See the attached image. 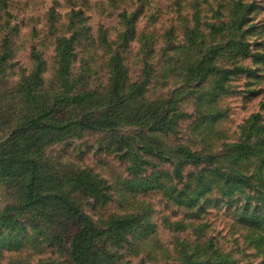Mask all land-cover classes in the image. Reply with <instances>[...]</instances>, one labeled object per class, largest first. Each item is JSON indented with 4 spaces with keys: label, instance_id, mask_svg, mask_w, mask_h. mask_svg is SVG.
Returning a JSON list of instances; mask_svg holds the SVG:
<instances>
[{
    "label": "rangeland",
    "instance_id": "1",
    "mask_svg": "<svg viewBox=\"0 0 264 264\" xmlns=\"http://www.w3.org/2000/svg\"><path fill=\"white\" fill-rule=\"evenodd\" d=\"M237 13L244 14L246 24L242 31L239 26L229 31L224 24L229 25ZM69 39L68 73L80 81L79 86H66L67 94L72 92L69 97L82 87L93 94L88 102L104 98L110 59L119 52L129 83L149 73L138 101L155 103L173 97L179 116L167 130L155 134L151 125L143 129L122 125L113 131L71 125L84 114V106L68 101L53 106L65 89L57 77V47ZM241 40L249 44L246 54L253 57L240 54ZM3 53L9 59L2 70L0 94L13 93L15 98L0 129V155L32 154L54 176L47 185L62 191L97 226L111 217L139 213L140 223L112 247L121 262L180 264L190 255L204 264H222V260L264 264V165L259 154L241 159L236 151L243 141L252 147L264 145V57L257 59L264 55V0H0ZM208 59L214 72L229 69L230 74L234 65L244 69L224 82L225 95L217 101L209 98V89L217 85L219 76L228 75L226 71L209 74L204 88L187 78L195 75L200 60ZM25 78L29 79L25 93L34 94L16 95L25 87ZM41 104L51 112L54 128L38 129L26 142L24 123L29 117L23 115ZM155 135L158 145L152 146L157 154L172 157L177 147L214 153L222 175L237 171L248 179L247 185L227 183L217 169L193 163L183 167L181 184L171 181L174 165L146 148ZM121 136L134 137L137 144L117 146L115 140ZM234 159L238 161L232 168ZM81 171L97 176L99 189H106L108 195L105 203L102 196L92 197L66 180ZM192 173L201 177V183L212 181L211 191L199 194L200 185L188 177ZM4 181L0 178V212L17 201L12 184L4 186ZM154 184L166 186L165 190H156ZM171 184L176 189L173 197L198 200L177 204L163 194L171 192ZM185 184H192L191 197L184 192ZM2 231L6 237L4 244L0 238V264H72L56 247L26 243L21 252L9 250L8 235L14 241L16 234Z\"/></svg>",
    "mask_w": 264,
    "mask_h": 264
},
{
    "label": "trees",
    "instance_id": "2",
    "mask_svg": "<svg viewBox=\"0 0 264 264\" xmlns=\"http://www.w3.org/2000/svg\"><path fill=\"white\" fill-rule=\"evenodd\" d=\"M232 24V26H231ZM246 24L244 14H238L231 19L228 24H224L225 28L229 31L239 26V31H242L243 26ZM222 25V24H221ZM224 28V29H225ZM72 40H63L58 45L57 50L60 52L58 58L59 76L61 86L64 89L61 97H55L53 106L62 104L64 101H68L70 104L76 103V105H82L86 109L84 114L80 116L79 121L75 124L77 127L88 129L92 131H113L117 128L123 127L122 125L138 126L140 128H146L151 125L154 130H151L154 134L163 131L164 128H169L173 118L179 116V110L176 107V102L173 101V97H167L161 102L155 101V103H142L138 101L137 95L141 93L144 87L148 84L149 73H144L141 79L132 80L129 83V79L126 77L125 70L120 66L121 57L117 53V56H112L110 59V71L109 76L106 78V82L103 85V89H106V96L104 98H94L91 102L87 99L92 98V93L88 94L81 89L77 90V93L73 97H69L66 86H79L80 81L77 78H73L68 72L69 57L71 51ZM7 48V42L4 41V45ZM249 44L245 41H239L238 50L240 54L243 52L244 58L253 57V55H247L246 50L249 48ZM250 54V53H249ZM242 55V54H241ZM264 55H258V61H261ZM9 57L6 53L0 55V79H2V70L7 64ZM213 62L208 60H200L197 63V71L195 75L188 76L189 80H194L196 87H203V80L212 74V77L220 73L222 69L214 72ZM212 70L213 72H208ZM229 70V69H228ZM226 71L228 75L219 76L216 79L217 85L209 89L210 99L217 101L225 95L224 82L230 80L232 76H238L244 69L240 66L234 65L233 69ZM33 78L36 79L33 75ZM25 87L22 91L14 92L17 94H34L31 90L25 93V89L28 88L29 79L25 78ZM129 80V81H128ZM63 81V84H62ZM81 86V85H80ZM107 88H109L107 90ZM178 92L179 90H175ZM15 95L13 93H1L0 94V129L4 128L7 122H5V115L12 106ZM49 98L45 95L44 99ZM71 98V99H69ZM175 98V97H174ZM8 100V103L5 102ZM73 100V101H72ZM45 103H47L45 101ZM52 105V104H51ZM48 107V106H47ZM45 106H38L34 110H30L29 113L23 115V117H29L28 123H24V129H27L28 135L26 142L35 136V132L38 129L54 128L53 119L50 117L51 112L45 111ZM220 111H217L219 113ZM203 113L199 112L201 116ZM220 114V113H219ZM48 117V121H47ZM216 116H212L214 118ZM257 119V116H255ZM39 118L45 119L46 122L40 123ZM38 119V120H37ZM215 120L212 119V122ZM51 127V128H50ZM67 127V126H66ZM253 128V127H250ZM251 130V129H250ZM256 132H261L259 128L255 129ZM254 131V132H255ZM166 133V132H165ZM250 136H247L249 138ZM155 139V140H154ZM154 141H151L146 148L148 150H156V157L161 161L168 160L174 167L171 169V181L179 180L181 184L184 176L182 175V169L187 164H199L201 166L213 167V170L217 169L220 172V179L222 176L224 180L232 183H241L247 185V180L241 173L235 172L234 174H223L222 169L219 167L221 163L218 157L214 153H208L207 151H185L182 147H177L171 151L172 157H166V154H157V149H153L152 145H158L156 135ZM34 140V139H32ZM117 146H130L136 145L137 141L134 137L121 136L115 140ZM237 154L240 158L250 156L252 153H257L261 156V163L264 165V145L256 144L253 147L249 146L245 141L239 142L237 145ZM236 149V148H234ZM19 151L14 153L13 151L5 152L0 155V178L5 181L3 185L12 184L11 187L17 192V201L14 204H8L7 207L0 212V238L4 244L6 235L2 230H8L13 235L14 241L10 240L8 235L9 250L14 252L23 251L26 243H33L36 247L51 248L56 247L58 253H65L66 257L72 264H131L129 261H120L122 257H119L117 252L112 251V247L119 246L122 243L125 236L136 226L141 220L139 213H132L124 217H111L101 226H97L95 222L86 215L79 207L75 206L71 199L66 196L62 191L56 188L49 187L50 182L53 180L51 171L40 164L39 161L33 157L32 154H22ZM203 152L208 155H201ZM236 159L233 160L231 167H234ZM218 165V166H217ZM219 168V169H218ZM137 174V173H134ZM194 177L196 186L200 185L199 194L203 192L211 191L212 181L201 183V177L199 175L189 174L188 177ZM66 180L77 189H82L84 192L92 193V197L102 196L103 203L108 199L106 189H99V183L97 176L86 174L81 171L73 175L66 177ZM14 181V182H13ZM192 184H193V180ZM192 184H185L184 192L190 196L192 191ZM155 187V184H154ZM164 185L155 187L156 190H165ZM171 192L165 191L166 195H171L176 192V189L171 184ZM167 192V193H166ZM229 195V194H226ZM186 197V196H185ZM191 197V196H190ZM182 205L184 203L193 202L198 199H185L181 195L176 197H170ZM195 198V197H194ZM185 200V201H183ZM144 215V214H142ZM148 225V221H146ZM71 225L72 230H69ZM19 233V235L17 233ZM104 241H110L104 243ZM110 243V245H109ZM108 246V247H107ZM35 247V248H36ZM54 253V252H53ZM60 254V255H61ZM59 255V256H60ZM184 256L180 264H204L205 261H194L189 257ZM222 264H228L226 260H222ZM55 262V261H54ZM137 264H143L142 262Z\"/></svg>",
    "mask_w": 264,
    "mask_h": 264
}]
</instances>
